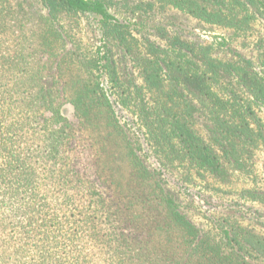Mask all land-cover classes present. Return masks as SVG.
Here are the masks:
<instances>
[{"label":"trees","instance_id":"obj_1","mask_svg":"<svg viewBox=\"0 0 264 264\" xmlns=\"http://www.w3.org/2000/svg\"><path fill=\"white\" fill-rule=\"evenodd\" d=\"M37 1L45 12V29L55 38L67 37L58 25L61 15L84 17L99 30L102 47L81 59L85 79L65 101L78 120L73 127L88 126L80 129L91 139L74 159L68 158L62 149L74 138L72 122L65 102L51 94L53 84L34 76L36 72L19 71V65L6 67L14 70L15 79L7 93L22 98L24 114L34 106L49 114L44 122L58 129L37 150L2 147L0 185L6 172L21 185L40 181V186L63 188L57 196L63 203L85 198L83 224L101 227L105 264H264V237L246 224L251 220L243 210L264 206V178L261 185L241 190L242 201L235 205L241 212L232 211L206 231L189 219L166 177L185 170L199 179L229 183L235 174L250 172L254 152L264 149V41L239 53L230 45L223 48L227 37L222 43H204L196 36L184 37L180 29L170 33L162 20L175 26V18L164 15L171 10L225 29L231 39L247 38L264 26V0ZM122 14L124 22L117 18ZM148 23L147 34L154 37L142 48L135 32ZM67 48L72 54V47ZM27 92L31 94L22 95ZM114 103L134 119L141 140L118 124ZM16 121L21 129L30 124L29 117ZM144 150L157 167L147 162ZM102 187L111 190L108 195ZM37 188L23 204L27 223L29 214L44 211L35 209L43 202ZM68 189L76 193L69 195ZM9 192L13 196L17 191ZM42 220L51 228L47 238L58 218ZM56 260L62 263L60 257Z\"/></svg>","mask_w":264,"mask_h":264},{"label":"rangeland","instance_id":"obj_2","mask_svg":"<svg viewBox=\"0 0 264 264\" xmlns=\"http://www.w3.org/2000/svg\"><path fill=\"white\" fill-rule=\"evenodd\" d=\"M44 14V9L37 0H0L1 169H4L2 152L5 151L2 147H11L16 151L27 147L37 150L47 136L58 129V125L55 127L50 121L44 122V119L49 116L48 113L43 115L34 106L29 114H24L22 98L7 93L11 88V81L15 79L12 74L14 70L8 71L6 67H12L11 65L15 64L19 65V71L27 69L29 72H36L34 76H41L44 83L53 84L51 94L60 98L61 102H65L75 92L79 81L85 79L81 59L96 53L100 45L102 47L98 28L84 17L61 15L58 25L64 26L67 37L64 35L65 39L60 40L45 29ZM164 15L167 19L175 18L172 20L175 26L169 25L166 22L168 20L162 18L170 33L174 34V31L177 32L180 29L184 37L196 36L204 43H222V38L227 37L224 41L226 46L223 48L226 49L227 45H230L234 51L239 53L246 50V47L250 49L257 42L264 41V26L255 27L254 33L247 38L231 39L228 31L220 27L200 24L171 10ZM117 18L122 22L126 20L124 14ZM150 26L151 24L148 23L145 28L143 26L144 29L139 28L135 32V37L142 48L147 38L154 37L147 34ZM42 39L46 40L49 46H44ZM68 45L72 47V54L68 53ZM106 86L105 84L104 87ZM28 94L31 93L27 92L22 95ZM16 100L19 101L16 102ZM10 103H13L11 109L3 114L4 107ZM64 108L68 109V119L72 122V127L69 125L67 127L72 128L74 138L69 140L70 143L68 141L69 144L65 145L62 151L68 158L74 159L80 149L89 145L91 138L88 131L80 129V127L88 126L73 127V123L78 120L75 122L71 107L66 105V102ZM114 111V116L119 121L118 124L124 127L129 134H134L141 140V132L139 127L135 126L134 119L115 103ZM25 117H29L30 124L21 129L17 126L16 119ZM8 125L17 128L6 130L5 127ZM142 148L146 149L145 145ZM144 155L150 165L157 167L155 159L149 157L151 155H148L146 150H144ZM251 160L250 172L235 174L229 183H221L211 178L199 179L185 170L166 174V177L170 186L174 187L179 194L189 219L209 231L232 211L241 212V207L238 206L237 209L235 205L242 201L239 195L243 188L262 184L264 149L254 152ZM37 169L39 174H46L42 166L37 165ZM2 178L4 179L0 185V264H105L106 254L101 248V235L103 234L101 227L93 230L86 227L87 224H83L82 214L88 208L85 205V198L77 197L74 202L63 203L57 198L64 191L63 188L40 186V181L32 182L27 186L21 185L6 177V172L2 173ZM36 187L38 188L35 194L39 196L38 200L43 202L35 209H44V211L40 215L38 211L36 214H29L32 219L30 223H27L22 214L27 208L23 204L31 197ZM10 189L17 191L15 195L10 196ZM100 189L107 195L111 191L105 187ZM67 193L73 195L76 191L68 189ZM243 210L245 211L244 217L251 220L246 224L255 226L264 237V206L248 205L243 207ZM53 217L58 218L56 230L46 238L44 235L51 228L43 226L41 221L43 218L52 219ZM57 256L62 259V263L56 260Z\"/></svg>","mask_w":264,"mask_h":264}]
</instances>
